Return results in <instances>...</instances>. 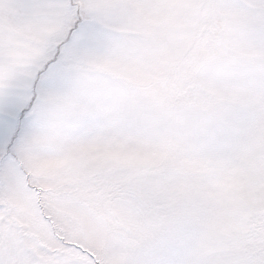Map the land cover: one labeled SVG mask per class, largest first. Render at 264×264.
Masks as SVG:
<instances>
[{
    "label": "snow or ice",
    "instance_id": "6c2138e0",
    "mask_svg": "<svg viewBox=\"0 0 264 264\" xmlns=\"http://www.w3.org/2000/svg\"><path fill=\"white\" fill-rule=\"evenodd\" d=\"M0 264H264V0H0Z\"/></svg>",
    "mask_w": 264,
    "mask_h": 264
}]
</instances>
